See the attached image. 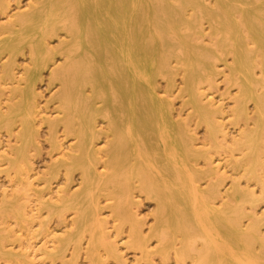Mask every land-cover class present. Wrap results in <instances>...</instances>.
Wrapping results in <instances>:
<instances>
[{
    "label": "bare ground",
    "instance_id": "6f19581e",
    "mask_svg": "<svg viewBox=\"0 0 264 264\" xmlns=\"http://www.w3.org/2000/svg\"><path fill=\"white\" fill-rule=\"evenodd\" d=\"M190 7L192 15L187 17ZM203 18L218 35L214 46L198 41ZM59 31L67 39L50 47L48 40ZM26 48L30 62L16 76V56ZM228 52L234 59L230 82L239 87L236 113L244 114L247 122V104H254V125L243 128L230 145L250 165V174L258 166L264 168V77L254 74L257 65L264 72V0H214L212 5L207 0H31L26 10L0 27V60L6 57L1 82L16 83L6 110L0 107V124L10 128L20 122L15 134L20 144L11 161H20V172L38 143L37 83L56 54L64 58L49 75V82L59 84L54 96L59 116L41 121L49 124L52 146H60V125L74 139L58 150L50 175L64 170L70 182L79 170L81 178L77 190L63 189L60 202L46 203L74 212L75 230L60 241L56 254L72 240L78 251L76 230L88 231L91 242H104L99 202L103 194L112 200L108 205L120 224L129 222L132 246L146 257L159 252L166 258L173 248L176 259L190 258L191 264H264V213L254 217L245 212V203L257 198L235 185L219 204L213 185L200 188L192 161L204 150L194 147L179 124L165 120L169 111L154 97L155 78L171 76L165 67L174 56L184 69L196 113L217 144L218 133L224 135L222 123L202 104L200 87L215 77L216 62ZM100 117L108 121L105 129L98 128ZM105 137V146L97 147ZM136 191L157 205L147 236L133 210L139 203ZM151 236L158 241L155 251L147 249ZM87 249L96 252L93 245Z\"/></svg>",
    "mask_w": 264,
    "mask_h": 264
},
{
    "label": "rangeland",
    "instance_id": "374dc122",
    "mask_svg": "<svg viewBox=\"0 0 264 264\" xmlns=\"http://www.w3.org/2000/svg\"><path fill=\"white\" fill-rule=\"evenodd\" d=\"M213 1L207 0V3L212 5ZM30 2L31 0H4L0 3V27L26 10ZM188 15H192L191 7L186 12L187 17ZM184 29L187 30V28ZM216 35L208 19L203 18L200 25L202 39H198L199 43L203 46H214L218 42V35ZM63 39L66 40L67 36L63 31H59L48 40L49 46L56 47ZM5 59L6 57L3 58ZM3 60H0V77ZM63 60L60 54H56L55 62H50V66L43 71L42 79L37 83L38 143L37 148L29 152L28 164L22 172H20V161L11 162L16 156L14 148L20 144L15 137L20 129V122L17 121L10 128L0 124V264H191L190 258L176 259L173 248L170 249L166 258H162L159 252L146 257L140 249L134 248L129 235V222L123 226L120 224L108 205L112 200H108V196L103 194L100 195L99 202L101 217L105 219L104 242L97 240L91 242L88 231L76 230L75 235L79 240L78 251L74 250L75 241L72 240L60 254L59 252L56 254L60 241L75 230L74 212L71 208L55 210L48 207L46 203L60 202L58 198L65 194L63 189L68 193L77 190L81 178L79 170L75 171L70 182L66 181L64 170L57 176L50 175L51 166L59 156L58 150L66 149L74 142V139L72 136H66L60 125L56 133V141L60 146H52L49 124L41 121L43 118L54 119L59 116L57 110L59 102L54 97L59 84L56 81L49 82V75L52 68L60 65ZM29 62V52L26 48L24 53L19 52L16 56L14 70L16 76L20 75L23 66ZM233 62V54L230 52L224 54L216 62L215 77L204 82L200 87L202 104L209 105L215 119L222 123L224 135L218 133L217 144H213L206 122L202 121L196 113L192 97L183 80L184 69L174 56L167 59L165 67L168 73H172L171 76L166 73L157 75L155 78L154 97L159 100L164 109L167 108L169 111V116L165 120L179 124L182 129L184 128L187 138L193 141L194 147L200 151L204 150L203 155L192 161L198 173L197 185L200 188L213 185L218 191L219 196L216 201L219 204L228 198L227 193L233 190L235 185L251 192L257 200L254 203L246 202L245 212L258 217L264 213V168L258 166L253 173H247L250 165L240 160L239 151L230 147L240 131L245 127H252L256 121L253 101L247 104V112L250 116L247 122L244 114L236 113L239 104L237 96L239 87L230 82V78L234 75L230 69ZM256 67L254 68L255 77L263 78L264 72L258 65ZM15 84L9 79L1 82L0 78V107L3 111L7 108L10 89ZM86 91L90 92V87ZM107 122L106 118L100 117L97 122L98 128L105 129ZM102 135L104 136L105 133ZM107 139L100 138L97 141V147H104ZM261 160H264L263 157ZM205 172L208 174L199 177L200 173ZM134 195L135 200L139 201L133 208L136 220L141 225L142 234L147 236L149 226L154 224L156 201L147 197L144 192L136 191ZM20 209L25 214L23 218H20ZM248 221L249 218H244V226ZM262 229L264 232V226ZM177 239L175 242L179 245ZM90 245L94 246L96 252L91 253L87 249ZM157 245L156 237L151 236L147 249L155 251ZM111 246L115 249V256L110 253ZM96 256L98 262L95 261Z\"/></svg>",
    "mask_w": 264,
    "mask_h": 264
}]
</instances>
